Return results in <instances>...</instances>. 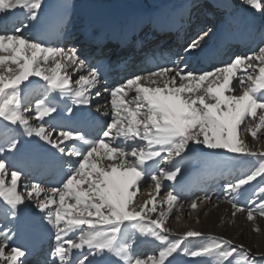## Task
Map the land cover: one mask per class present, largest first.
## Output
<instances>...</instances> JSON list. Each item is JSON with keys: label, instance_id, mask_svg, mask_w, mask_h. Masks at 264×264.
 <instances>
[{"label": "snow or ice", "instance_id": "6c2138e0", "mask_svg": "<svg viewBox=\"0 0 264 264\" xmlns=\"http://www.w3.org/2000/svg\"><path fill=\"white\" fill-rule=\"evenodd\" d=\"M243 2L264 16V0ZM42 5L0 0V264H33V249L45 257L36 264H264V251L234 239L174 229L186 198L164 183L204 149L226 150L238 174L223 188L231 212L221 223L239 214L264 231V148L255 147L264 142V36L251 54L205 70L191 66L205 55L211 29H201L182 51L145 55L151 67L107 87L81 49L39 38ZM43 171L59 179L36 181ZM220 200L205 193L190 208Z\"/></svg>", "mask_w": 264, "mask_h": 264}, {"label": "bare ground", "instance_id": "6f19581e", "mask_svg": "<svg viewBox=\"0 0 264 264\" xmlns=\"http://www.w3.org/2000/svg\"><path fill=\"white\" fill-rule=\"evenodd\" d=\"M54 1L43 0L42 14ZM196 1L64 0L69 10L68 16L64 19V32L70 34L69 37L72 33L77 32L78 36L84 39H89V37L95 39L98 35H111L115 37L127 36L129 38L148 37V40L153 42L156 38H160L158 45L161 42L162 44L167 43L174 51H182L183 47L188 43H185L186 45L181 48H176L174 43L175 36L182 37L187 42L188 36L193 34L197 35L206 26L208 29H211V32L209 33V37L205 38V55L202 56V59H205L203 61L200 59L191 61V66L195 68L201 62L206 63L209 60L223 58V61L216 65L220 66L223 63L229 62L234 55L251 54L257 48L260 38L264 36V16L251 10L245 5L243 0H216L219 2V7L216 10L213 9V15L206 19L203 14L196 15L197 11L193 10ZM205 1L207 0H201V2ZM166 23H171L172 26L163 27V24ZM139 26L142 27L143 31L137 34ZM26 34L34 35V33ZM194 37L190 39L192 40ZM78 40H81V38ZM232 41L236 43L234 49L226 45ZM71 44L78 49L85 45L75 44L74 40ZM210 68L207 70H210ZM97 101L100 104H106L107 95L105 94L101 98H94L91 108L93 112L95 111ZM78 108L79 106H77ZM65 115L67 114L65 113ZM106 122L105 118L100 119L101 124ZM257 145L264 147V142L256 143L255 147ZM217 152L220 155H217ZM228 155L229 153L226 150L211 151L204 149L202 155L196 154L188 158V162L185 164L181 176L177 178L178 182L164 181L167 185L175 183V190L182 197L186 198L185 201L181 202V206L176 212V215L180 219L175 223L170 221V224L180 232L188 226L202 231L205 234L224 235L230 239H234L238 244L244 242L251 247H255L257 250L264 251V231L261 233L253 232L251 222H244L240 218L241 215H237L234 225L221 223V218L227 220L231 212L230 205L223 201V188L227 182L238 174L232 157ZM199 158H202L203 161ZM233 170L234 173L232 172ZM241 170H245V167H242ZM218 174L222 176L219 182L215 180ZM56 177L58 176L51 171L34 173L36 181L53 183ZM149 191L150 189H144L140 192L141 199L147 198ZM205 193L212 195L213 204L217 202L216 197L220 196L219 206L209 207L201 205L191 215H194V219H192L193 217L185 218L191 209L190 204L192 201L198 196L202 197ZM204 211H207V215H200L199 222H197V214ZM257 223L264 230V222L257 221ZM0 225H2V222H0ZM20 242L27 243L31 246V235L25 233ZM49 243L50 240L46 237L42 244L45 253L48 250ZM154 248V244H142L139 251L147 254ZM44 258V255L39 254L34 258L33 264H36L37 261L43 260ZM179 262L180 264H185L181 260ZM193 262L194 260L186 264H193Z\"/></svg>", "mask_w": 264, "mask_h": 264}, {"label": "rangeland", "instance_id": "374dc122", "mask_svg": "<svg viewBox=\"0 0 264 264\" xmlns=\"http://www.w3.org/2000/svg\"><path fill=\"white\" fill-rule=\"evenodd\" d=\"M234 46V45H233ZM256 148H264V147H261V146H259V145H257V147ZM211 151H213V150H211ZM228 156H231L232 157V154L230 155V153H229V155ZM200 159V158H199ZM201 161H203V159L201 158L200 159ZM235 163V162H234ZM243 167H245V170H246V167H248V166H243ZM221 174H219V176H217V179H216V181L217 182H219L221 179ZM254 184H255V182H253ZM249 194H251V189L249 190ZM230 210H231V207H230ZM197 211V209L196 210H192V209H190L189 210V212H188V214H186V216H185V218L186 217H193L192 219H194V215L193 216H191L193 213H195ZM239 217V216H238ZM240 218H242V220L245 222L246 221V219H245V217L244 216H240ZM259 219V220H258ZM170 221L171 222H173V223H175V222H177V219H174V218H170ZM257 221H262V222H264V218H260L259 216L257 217ZM246 222H248V221H246ZM249 223V222H248ZM252 224V223H251ZM231 225V224H230ZM253 226V225H252ZM210 235H217V234H210ZM217 236H221V235H217ZM222 236H224V235H222ZM224 237H226V238H228L227 236H224ZM241 244H244V245H246V247H248V248H251L252 250H253V252H255V251H257V249L255 248V247H251V246H249V245H247V244H245L244 242H242ZM196 259H199V258H192V257H184V256H181V257H179L178 258V260H181L182 261V263H188V262H190V261H192V260H196ZM209 264H211V262L209 261Z\"/></svg>", "mask_w": 264, "mask_h": 264}]
</instances>
